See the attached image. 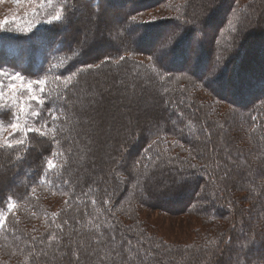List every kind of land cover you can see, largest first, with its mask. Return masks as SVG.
<instances>
[{
    "label": "trees",
    "instance_id": "16d2710c",
    "mask_svg": "<svg viewBox=\"0 0 264 264\" xmlns=\"http://www.w3.org/2000/svg\"><path fill=\"white\" fill-rule=\"evenodd\" d=\"M84 1L89 4V12L92 7L98 10L101 2L80 0ZM202 1L183 0L182 10L175 14L178 19L173 21L182 26L181 32L186 22H191L184 20L186 13L189 12L188 17H191L192 11ZM216 1L213 8L219 11L220 17L226 13L221 22L223 27L216 29L213 26L208 38L198 33L197 55L202 62L206 55L215 62L217 59L221 63L230 59L231 66L238 65L236 70L238 68L245 77L259 83L258 90L263 88L264 49H258L263 52L258 57V60H263V65L247 64L253 62L249 47L259 45L264 48V25L256 27L264 22V0ZM54 3L63 5L61 0H54ZM139 4H132L127 12L136 13L140 10L137 8ZM187 4L188 11L185 10ZM40 6L44 10L40 15L44 17L49 5ZM127 12L123 15V24L132 20ZM200 12L197 16L201 19L204 15ZM86 14L83 18L85 26L91 21L92 13ZM53 24L47 23L30 30L11 25L0 27V68L5 73L21 71L33 82L35 94L44 101L42 105L31 104V111L38 112V117L20 113L12 102H0L1 121H14L12 114L15 113L21 125H26L24 131L16 132L20 135L17 141L22 143L15 141L12 147H5L8 156L17 159L18 175L23 179L17 186L12 187L14 184H11L12 188L6 189L5 186L0 189V217L4 221L0 226V264H264V229L260 227L249 231L255 219H264V208L263 212L254 210L248 216L241 215L242 211L247 212L243 204L251 203L254 198V194L247 190L257 188L256 182L264 179V150L258 154L262 160L256 159L258 166L255 170L245 162L248 147L256 152L252 139L256 137L258 144L264 141V93L255 96L257 98L245 112H236L237 107L230 101L235 98L231 84H227V90L216 85L215 91L218 88L222 93L214 91L215 100H223L232 109L234 118L242 114L245 120H241L239 129L234 127L235 136L226 140L220 131L223 127H216L215 131L221 133L220 146L214 153L212 149L211 153L208 151L210 142L206 132L211 131L213 123H218L214 113L221 104L213 103L208 109L203 101L188 94L189 86L183 88L182 82L195 74L192 69L185 70L184 65L187 64L183 53L172 56L176 45L172 43L177 38L168 48L173 57H170L171 62H166L168 55L165 53V59L163 62L160 60L157 70L150 62L134 68L129 63L133 61L130 51L136 48L126 41L123 45L118 43L114 50L107 49L98 54L91 52L89 47L92 45H86V49L81 51L79 46L76 56L68 60L67 53L76 40L64 44L67 38H73L66 34L62 37L59 28ZM60 24L63 25L62 20ZM16 28L18 31H11ZM72 28L80 33L75 25ZM130 30L134 29L128 26L125 33L132 35ZM140 38L141 41L149 39L144 35ZM35 42L40 46L33 45ZM98 55L100 59L92 63ZM120 56L125 59L120 60ZM23 57L24 63L20 62ZM49 58L56 64L48 65ZM202 62L199 71L205 68L206 61ZM171 64L180 71L171 69ZM192 66L196 69V65L190 68ZM259 66L263 67L258 69ZM76 69L79 75L74 83L70 80ZM106 73L118 76L119 81H123L125 73L130 78L132 74L143 73L140 80L153 90L154 99L163 111L158 116L161 119L159 123L149 114L143 116L148 118L145 122L151 125L146 130L147 136L137 134L124 150L116 147L122 156L118 167L109 176L99 175L96 179L97 175L86 158L90 155L93 161L100 159L97 149L83 143L87 136L83 129L84 121L80 118L84 109L77 106V100L83 92L96 88L93 78L102 80ZM225 73L222 80L227 77ZM49 75L60 76L61 79L55 84L49 80ZM4 79L7 83L6 76ZM39 80L45 83L36 84ZM199 81L206 83L205 80ZM59 85L62 87L59 88ZM202 87L204 89V85ZM179 89H184V93L177 95ZM27 95L25 93V98ZM103 107V102L97 105L100 113ZM164 111L168 113L166 118L162 116ZM227 115L231 116L230 109ZM221 122L223 124V118ZM45 123L47 127L42 128L43 134L26 130ZM152 124L155 126L153 129ZM140 130L143 131L144 126ZM244 135L248 136L251 145L242 142ZM97 136L95 134L94 137ZM170 139L183 147H177L180 148L177 150L165 146ZM2 148L0 146V152ZM173 150L179 154H173ZM48 160L53 161L54 167L47 166ZM211 163L216 169L212 168L215 179L234 178L235 188L230 193L214 191L215 179L206 171V166ZM222 173L223 176H220ZM166 181L170 183L168 189L163 186ZM3 183L4 180L0 187ZM187 184L191 185V192L181 193L177 189ZM244 191L248 192L246 197L240 195ZM181 198L185 202L178 209L173 203ZM51 203L53 206H49ZM147 210L186 217L190 221L188 235L179 240L159 232L143 217Z\"/></svg>",
    "mask_w": 264,
    "mask_h": 264
},
{
    "label": "rangeland",
    "instance_id": "374dc122",
    "mask_svg": "<svg viewBox=\"0 0 264 264\" xmlns=\"http://www.w3.org/2000/svg\"><path fill=\"white\" fill-rule=\"evenodd\" d=\"M137 1L140 2V4L137 3ZM165 1L166 3L164 5L158 6L160 3ZM61 2L63 5L57 6L54 3V0H0V22L7 20L6 24L0 23V27L11 25L14 27H28L30 30L35 29V27L45 26L49 23V20H52V23H54L53 25L56 24L55 26H57L59 28V32L62 33V37L66 34L67 36L73 38V40L68 38L65 40L63 38L65 40V42H63L64 44L68 45L71 44V41L74 43L76 40L75 45L67 53L68 60H71V58L76 56V48L79 49V46H81V51L82 49H86V45H92L89 47L91 48V52L93 54H98V52L101 53L103 50H114L118 43L123 45L126 41L128 44L130 43V45L136 48L135 51H130L133 57V61L131 60V62H129L131 66L137 68L146 62H150L152 67L156 70L160 66V60L162 61L165 59L163 58V54L159 53L162 44L168 40L173 41L177 38L172 43V45L176 44L172 49V56L175 57V53L177 55L183 53L182 55L185 57V64H187L184 65L185 70L188 71L189 69H192V72L195 74H191L187 80L182 82L183 88L189 86L187 90L188 94H192V96L196 97V99L203 101L204 105H206L208 109L213 103L221 104L214 113L215 119L218 123H213L211 131L206 132V138L210 142V148H208V151L211 153L212 149L214 153L220 146L219 137L221 136V133L225 140L230 139V137L235 136L236 129L234 127L236 126L237 129H239L238 127L242 125L241 120H245V116L242 114H240L239 117L234 118L235 114L231 111L232 109L229 108L230 106L228 104H225L223 100H215L216 95L214 91L216 90V85L219 86L218 88L227 90L229 88L227 84H231L232 93L235 98L230 101L237 107L236 112H245L246 108L253 104L254 99L264 93V87L258 90L257 88L260 86L259 83L249 79V77H245L243 72L239 71L238 68L236 70L235 68L238 67V65L231 66L230 59L221 63L218 59L217 62H215L209 57V55H206L205 60L202 62L199 55H197L198 50L196 49V44L197 42H200L198 33H203V35H206L205 38H208L211 34V28H213V26H216V29L223 27L221 22L224 20L226 13L220 17L219 11H216V8H213L217 2L216 0H203L200 3V6L198 8L195 7L192 11L193 13L191 14V17H188L189 12H187L186 16H184V20L191 22H186V27H184L182 32L180 31L182 26H179L173 21L178 19V16L175 14L182 10L183 0H180V2L179 0H101L99 6L97 7L98 10H95L92 7L91 12H89V4L86 1L80 2V0H73V2L70 3L68 0H61ZM240 2H245V0H240ZM134 3L139 4L137 5V8L140 10H137L136 13L135 11L127 12V10H129ZM40 5L43 7L49 5V11L44 12V17L40 15L43 10ZM188 8L187 4L185 10L188 11ZM199 11H201L200 13H203L202 15H204L201 19L197 16ZM64 12L65 14L63 15ZM126 12L127 15H131V18L136 17V20L126 22V24L124 22L123 24V15H125ZM57 13H60V20H62L63 25L60 24V20L53 19ZM86 13L92 14L91 21L85 26L83 18L87 16ZM94 14L95 17L93 16ZM140 22L148 23L149 25L143 26ZM189 23H194L195 25L188 27ZM74 25L80 29V33L73 30L72 27ZM259 25H264V22L257 24L256 27ZM128 26L134 29L130 30L132 31V35L125 33ZM257 30H259V28H257ZM11 31L18 30L16 28ZM142 35L148 37V41H141L140 36ZM200 38L201 40L205 39H202V37ZM241 44L243 45V43ZM33 45L36 47L40 46L36 42ZM252 47L253 46L249 47V49L251 48L250 50L252 51L250 57H252L253 62H250L247 65H252L253 63H256L257 66L263 65L261 63L263 60H258V57H261L263 52L258 49L259 47H261L260 49L264 48L259 45L258 47ZM127 49H129V47ZM92 53H90L91 56H93ZM165 53L168 55V57H166V62H171L173 57L170 56V51L166 49ZM149 57H153V59H151L153 62L149 59ZM99 59L100 56L98 55L97 57H94V60L91 62H97ZM231 59L236 61L235 57H232ZM20 62H25L24 57ZM201 62H205V68L203 71H199L201 70V68H199V64H201ZM227 62L229 63L226 64ZM49 63L48 65L56 64L55 60L53 61L50 58ZM26 64L29 65V61L26 60ZM193 64L196 65V69L193 66L190 68ZM243 64H245V62ZM260 67L262 68L263 66H259L258 69ZM170 68L180 71V68L174 69L173 64H171ZM256 68L253 67V69L258 70ZM77 69H80V67ZM77 69L73 71L74 76L70 80L74 81V83L78 81V77L76 76L79 75V70ZM233 69L235 71L232 74ZM225 71L228 73H225ZM223 73H225L227 77L222 80L221 77L224 76ZM109 74L110 73H106L104 76L105 78L102 80H98L97 77L93 78L95 86L97 85L96 88L83 92L77 100V106L84 109V113L81 114L82 116L80 118L84 121L83 129L84 132L87 133V136L83 139V143L87 144L90 148L97 149L98 159H100V161H93V159H90V155L86 158L87 161L89 160V167L97 175L96 179H99V175L106 177L109 176L111 172L115 171L113 169L118 167V162H121L122 156L121 152H119L116 147L124 150L125 146L131 143L137 134L144 133L145 137L147 136L146 130L148 131L151 125L145 122L148 118L143 116L149 114L155 119L154 121L159 123L161 119L158 118V116L161 115L160 113L163 111L161 105L154 99L155 95L153 90L146 86L147 84L145 82L140 80L143 73L140 75L132 74V78H130V75L125 73L123 74V81H119V79H117L118 76L114 77ZM49 77V80L51 82L54 81L55 84L57 83V80L61 79L60 76L49 75ZM216 78L218 80H216ZM199 80H205L206 83L203 84ZM220 82L222 85H220ZM202 85H204V89ZM60 87L62 86L59 85V88ZM218 88L215 92L221 94L222 92H219ZM183 90L179 89L176 94H183ZM243 100L245 101L242 102ZM3 101L12 102V98L6 95ZM101 102H103L104 107L101 109L100 113V110L97 109V105ZM229 109L231 112V116H229L230 119L227 115ZM167 114L168 113L164 111L162 116L166 118ZM222 118L224 120L223 124L221 122ZM12 122L14 121L0 120V146L3 147V151L0 152V160H2V162H0V170H2L0 174V184L3 180L5 182L2 187H0L2 190L5 186L6 189L17 186V184H19V182L23 179H20L18 175L19 165H16L17 159L9 157L7 152H5V147H8L7 144L9 141L13 144L20 138L19 134L15 133L14 136L12 135L13 130L9 127V124ZM232 122H234L233 126L231 125ZM142 126H144L143 131L140 130ZM219 126L220 128L223 127L220 129L221 133L219 130L215 131V128ZM154 127L155 126L152 124V129ZM32 128L40 129L41 132L43 131L42 127L38 125L32 126ZM95 134H98L96 138L94 137ZM243 141L250 144L247 135L243 136L242 142ZM165 142L166 140L164 141V144ZM166 144L167 145L165 146L176 148L177 150L180 149L177 147H183L182 145L175 143L173 139H170ZM251 144L256 149L257 153L254 149L248 147V149L245 150L247 152V154H245V162H247L248 166L255 170L258 166L257 160H262L258 154H261L264 150V141L262 140V142L258 144V139L254 137ZM177 150H173L172 152H175L173 154H179ZM212 168H214L213 170H216L214 164L211 163L206 166V171L208 176H212L214 178L212 175ZM220 176H223V173ZM1 177H3V179ZM224 179L227 180L223 183ZM233 183L234 178L230 176L222 178L221 180L215 179L214 191H222V193L226 191L227 193H230V191L235 188ZM11 184L14 185L10 187L9 185ZM169 185L170 183L168 181L163 184L165 189H168ZM187 185V187L181 186L177 189H179L181 193L191 192V185ZM256 187L257 188H250L247 190L252 193V195L254 194V198L251 199V203L245 202L243 204V208L247 210V212L242 211L241 215L243 216L253 214L254 210H256V212H263V178H260L256 182ZM247 191L242 192L240 195L246 197L248 194ZM184 202L181 198L173 204L174 207L181 209ZM49 206H53V203ZM146 213L143 214V217H146V220L152 223L155 228L159 230V232L172 237L171 239L176 238L182 240V238L187 236L190 231L188 225L190 221L184 216L177 214L165 215L160 213L158 210H147ZM239 217L241 218V216ZM192 223H194V220ZM260 227L264 229L263 217L255 219L253 226L249 228V231Z\"/></svg>",
    "mask_w": 264,
    "mask_h": 264
},
{
    "label": "snow or ice",
    "instance_id": "6c2138e0",
    "mask_svg": "<svg viewBox=\"0 0 264 264\" xmlns=\"http://www.w3.org/2000/svg\"><path fill=\"white\" fill-rule=\"evenodd\" d=\"M55 20H60L61 15L60 13H57V15L53 18ZM133 21L136 20V17L131 18ZM52 20H49V23H51ZM0 23H7V20L0 22ZM172 41L168 40L164 42L161 46V49L159 50L160 54H165V50L169 48ZM125 57L121 56L120 60H124ZM149 59H153V57H149ZM7 77V83H5L4 77ZM19 82V83H18ZM36 84L43 85L45 81L39 80L35 82ZM41 94H43V89H40ZM25 93H27V99H25ZM7 96H10L12 98V106L17 107L20 113H24L25 115H35L39 116L40 114L33 113L31 111V104L37 103V104H43L44 101L40 98V96H37L33 89V82L29 80L21 71H14L11 73H5L3 68H0V101H3V99ZM13 120L14 122L9 124V127L13 130L12 135L14 136L16 132L18 131H24L26 128V125L22 126L19 120L16 118V114L13 113ZM53 119H55V116H53ZM42 128H46L47 124L41 126ZM27 131H36L37 133H41L40 129H32L27 128ZM17 143H22V141H17ZM8 147H12L11 142L7 144ZM48 167H54L53 161L48 160L47 162ZM34 192L35 189H32ZM3 218L0 217V226L3 225Z\"/></svg>",
    "mask_w": 264,
    "mask_h": 264
}]
</instances>
